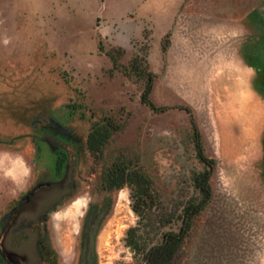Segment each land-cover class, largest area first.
<instances>
[{
	"label": "rangeland",
	"instance_id": "374dc122",
	"mask_svg": "<svg viewBox=\"0 0 264 264\" xmlns=\"http://www.w3.org/2000/svg\"><path fill=\"white\" fill-rule=\"evenodd\" d=\"M261 13L264 0H0V230L23 194L58 177L56 152L41 137L54 120L76 150L77 189L62 205L67 218L55 217L72 222L68 242L88 202L110 203L96 264H145L126 245L128 229L141 225L147 246L180 231L197 194L193 176L203 170H212L213 197L174 264H264V28L253 20ZM100 41L126 50L122 64L147 54L156 74L150 97L165 110L142 102L145 80L114 69ZM181 106L191 108L214 167L199 159ZM110 116L126 126L98 155L88 135ZM118 160L152 184L144 218L132 208L131 185L103 189L105 170Z\"/></svg>",
	"mask_w": 264,
	"mask_h": 264
},
{
	"label": "flooded vegetation",
	"instance_id": "af4514ba",
	"mask_svg": "<svg viewBox=\"0 0 264 264\" xmlns=\"http://www.w3.org/2000/svg\"><path fill=\"white\" fill-rule=\"evenodd\" d=\"M255 26L264 28V13L253 18ZM264 47V32L260 36ZM56 152L55 171L58 177L46 180L34 190L23 194L19 200L5 212L1 218L0 230V264H96L97 262V237L101 224L110 208V203L102 198L99 201H90L84 211L76 236L70 243L66 236L70 229L71 221L57 222L55 217L63 213L67 218V209L63 208L64 202L70 198L77 189L75 177L76 150L73 149L68 131L61 124L52 121L51 124L42 126L41 136ZM73 163V192L55 204L47 214L38 220H33L26 215L18 213L19 207L29 201L33 193L42 185L61 181L65 178L70 164ZM66 166L65 173L62 170ZM61 168V169H60ZM104 190L108 189L103 185ZM31 242L32 252L23 253L22 246Z\"/></svg>",
	"mask_w": 264,
	"mask_h": 264
},
{
	"label": "trees",
	"instance_id": "16d2710c",
	"mask_svg": "<svg viewBox=\"0 0 264 264\" xmlns=\"http://www.w3.org/2000/svg\"><path fill=\"white\" fill-rule=\"evenodd\" d=\"M168 44H166V47ZM99 49L104 51L112 60L113 68L122 71L126 75H137L145 80V88L141 94V100L154 110H165L166 107H158L151 99L150 94L153 89L155 72L150 69L147 54H135L128 64H122L121 59L126 53L123 47H112L106 49L103 42L100 41ZM191 116L193 135L195 138L198 157L205 164L215 166L214 158L205 154L201 140L200 130L194 119L192 110L189 106H181ZM126 122H119L114 117H105L102 120L94 122L88 135V146L91 151L100 155L116 131L123 130ZM61 169V168H60ZM212 170H203L194 174V186L197 194L192 196L189 202L184 206V225L180 231H164L163 239L160 242L152 243L150 246L143 243L142 226H132L127 231L125 238L126 245L133 251L143 254L145 264H174L178 257L185 239L188 236L192 223L197 215L205 210L213 197V190L210 183ZM103 185L108 189L122 188L125 185L132 186L133 210L144 218L147 209H151L154 204V190L147 174L141 168H132L125 160L115 161L104 172ZM174 219V214L168 215L161 227L170 224Z\"/></svg>",
	"mask_w": 264,
	"mask_h": 264
},
{
	"label": "water",
	"instance_id": "95a60500",
	"mask_svg": "<svg viewBox=\"0 0 264 264\" xmlns=\"http://www.w3.org/2000/svg\"><path fill=\"white\" fill-rule=\"evenodd\" d=\"M73 163L70 164L66 176L61 181H55L40 186L32 197L17 210L20 215H26L30 219L38 220L45 216L49 209L57 204L65 196L73 192ZM21 251L32 252L31 242H26Z\"/></svg>",
	"mask_w": 264,
	"mask_h": 264
},
{
	"label": "crops",
	"instance_id": "0c3cea01",
	"mask_svg": "<svg viewBox=\"0 0 264 264\" xmlns=\"http://www.w3.org/2000/svg\"><path fill=\"white\" fill-rule=\"evenodd\" d=\"M232 18H233V16H232ZM226 28H227V32H228V34H231V35H235V31H236V26L234 25V24H232V25H230V23H228L227 24V26H226ZM232 46H234V44H232ZM239 48H241V47H239ZM241 59H242V62H244V65L245 66H248L249 68H252V67H254V65H252L251 63H247V61H246V58L244 57V56H242V57H240ZM257 70V69H256ZM250 71V70H249ZM251 71H250V75H251ZM254 73H256L255 75H256V77L257 76H259V77H262V73H261V71H255ZM255 75H253L254 77H255ZM255 82L256 81H258V80H256V78H255V80H254ZM259 84L260 85H262V78H260V80H259Z\"/></svg>",
	"mask_w": 264,
	"mask_h": 264
}]
</instances>
